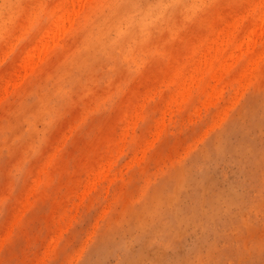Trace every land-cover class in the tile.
Instances as JSON below:
<instances>
[{"label":"rangeland","instance_id":"1","mask_svg":"<svg viewBox=\"0 0 264 264\" xmlns=\"http://www.w3.org/2000/svg\"><path fill=\"white\" fill-rule=\"evenodd\" d=\"M67 1L0 0V264H264V0Z\"/></svg>","mask_w":264,"mask_h":264},{"label":"bare ground","instance_id":"2","mask_svg":"<svg viewBox=\"0 0 264 264\" xmlns=\"http://www.w3.org/2000/svg\"><path fill=\"white\" fill-rule=\"evenodd\" d=\"M65 1H67V0H65ZM70 1L72 2V1H74V0H70ZM70 1H67V2L70 3ZM77 1H80V2H81V0H77ZM77 1L75 0L74 3L72 2V4H75V5L78 4L79 2H77ZM83 1H84V0H83ZM85 1H86V0H85ZM88 1H90V0H88ZM88 1H87V2H88ZM259 1H260V0H259ZM76 2H77V3H76ZM62 3H63V5L65 4L64 2H62ZM72 4H71V5H72ZM68 5H69V4H68ZM75 5H74V6H75ZM80 5H82V6H80ZM80 5H79L80 7L76 5V6H77V11H78V10L80 11V8L83 7L84 3H82V4H80ZM259 5H260V4H259ZM55 6H56V5H55ZM59 6H60V5H59ZM66 6H67V3H66ZM72 6H73V5H72ZM69 7H70V5H69ZM78 7H79V9H78ZM52 8H53V7H52ZM52 8H51V9H52ZM60 8H62L61 10L63 11V9L66 8V7H60ZM70 9H71V7H70L69 9H68V7H67V8H66L67 11L64 9L63 14H65L64 12H67V13H68V12L70 11ZM75 9H76V7H75ZM254 9H255V8H254ZM71 10H72V9H71ZM73 10H74V7H73ZM258 10H259V11H258V13H257V15H256L255 23H254V25H253L252 28L250 27L251 29H248V31H247V32H248V33H247L248 35H246V37L248 36V37L250 38V37H251V33H255V29L258 28V30H259V28H261L260 26H263V24H264V5H260ZM62 11H60V13H61ZM75 11H76V10H75ZM75 11H74V13H75L74 15H76V12H75ZM71 12H72V11H71ZM56 13H57V12H56ZM67 13H66V14H67ZM69 13H70V12H69ZM77 13H78V12H77ZM57 14H58V13H57ZM56 16H57V15L55 14V17H56ZM58 16H59V18H58ZM58 16H57L58 20H57V18H56V21L58 22V24H60L59 22H62L63 20L60 21L59 19H61L62 17H61L59 14H58ZM55 17H54V18H55ZM73 17H74V16H73ZM68 18L70 19V17H68ZM71 18H72V17H71ZM62 19H63V18H62ZM65 19H66V18H65ZM69 19H66V22H67V21H68V22H69V21L71 22V21L73 20V18H72V20H69ZM54 21H55V20H54ZM54 21H53V19H52L51 22H50V24H51L52 22H54ZM56 21H55V22H56ZM64 21H65V20H64ZM64 21H63V22H64ZM57 22H56V23H57ZM63 22H62V23H63ZM72 22H73V21H72ZM56 23H55V24L52 23V24H53V25H56ZM223 23H224V22H223ZM230 23H231V22H230ZM233 23H234V22H233ZM52 24H51V25H52ZM58 24L56 25L57 27H59ZM234 24H235V23H234ZM51 25L48 24V26H51ZM60 25H61V24H60ZM68 25H69V23H68ZM225 25H226V23H225ZM64 26H66V25L64 24ZM218 26H219V25H218ZM51 27H52V26H51ZM61 27H63V24L61 25ZM221 27H223V26L221 25ZM233 27H234V26H233ZM45 28H46L45 30H46L47 32L44 30L43 32L40 33V35H39V38L41 37L40 40H43V38H42V33L45 34V32H46L47 34H45V35H48V34H51V33H53V32L55 31V29H54L53 32H50V33H49V30H48L47 26H46ZM53 28H54V26H53ZM223 28H224V27H223ZM229 28H230V27H229ZM229 28H228V29H229ZM234 28H235V27H234ZM216 29H219V28H216ZM220 29H221V28H220ZM224 29L227 30V25L225 26ZM61 30H62V29H61ZM262 30H263V27H262ZM217 31H218V30H217ZM227 31H228V30H227ZM227 31H225V32H226V35L228 34ZM229 31H231V29H229ZM256 31H257V30H256ZM259 31H260V30H259ZM57 32H58V31H57ZM57 32H54V33H53V34H55L56 36L53 35V34L50 35L51 37L53 36L52 39H51V37L48 35L47 37H50V38L47 39V40H49V41H52V40H53V41H54V40H55V37H56V38L59 37V36H57V34H58ZM62 32H64V31L62 30ZM262 32L264 33V30H263ZM222 33H224V30H223ZM263 33H262V34H263ZM245 34H246V32H245ZM58 35H59V34H58ZM222 35H223V34H222ZM224 35H225V34H224ZM249 35H250V36H249ZM259 35H260V34H259ZM259 35H258V36H259ZM219 36H220V33H219ZM43 37L45 38L46 36H43ZM221 37H222V36H221ZM221 37H220V38H221ZM225 37H226V36H225ZM252 37H253V36H252ZM252 37L250 38L251 40H252ZM255 37H256V36H255ZM39 38L37 37L36 40H39ZM216 38H217V37H216ZM229 38H230V37H229ZM50 39H51V40H50ZM57 39H58V38H57ZM213 39H214V38H213ZM243 39H244V37H243ZM258 39H260V38L258 37ZM40 40H39V44H38V45H37V43H36V45H35V44L32 45V44H33V43H32V44L29 46L30 48L27 47L28 49H30V50L27 49V52H28V51H29V52L27 53V52L25 51V53H24V55H23L24 57L21 56V58L19 59L20 61H21V59L23 60V62L21 61L22 64H23V63H26V64H23V67H21V68H23V70L26 69V68L29 69L30 67L33 66V65H32V62H33V57H32V56H35V55H36V54L34 55V52H36V51L33 50V48H34L35 46H37L38 48H40V47H39L40 45H41V47L44 45V46H46V47H44L45 50L47 49V45H48V43L46 42V40H45L44 42L42 41V43L40 42ZM221 40L224 41V42L226 41V39L223 40V38H222ZM227 40H228V39H227ZM246 40H249V39H246ZM246 40H245V41H246ZM251 40H250V41H251ZM49 41H48V42H49ZM218 41H219V40H216V45L214 46L216 49L214 48V49H215V50H214V49L212 48L214 51L217 50V44L219 45L220 43H223V42H219V43H217ZM245 41H244V42H245ZM252 41H253V40H252ZM252 41H251V42H252ZM33 42H34V41H33ZM211 42H212V41H211ZM239 42H240V41H239ZM239 42H238V45H239ZM244 42H243V43H244ZM246 42H247V45H248V44L251 45V44H250L251 42H250V43H249V41H246ZM40 43H41V44H40ZM45 43H46L47 45H46ZM50 43L52 44L53 42H50ZM54 43H55V42H54ZM214 43H215V41H214ZM214 43H213V44H214ZM255 43H256V39H255V41H254L253 44H255ZM42 44H43V45H42ZM51 44H50V45H51ZM210 44H211V43H210ZM210 44H209V45H210ZM213 44H212V45H213ZM245 44H246V43H245ZM253 44H252V45H253ZM52 45H53V44H52ZM209 45H208V46H209ZM221 45H222V44H221ZM225 45H226V42H225ZM238 45H237V46H238ZM206 46H207V45H206ZM219 46H220V45H219ZM222 47H223V46H222ZM222 47H221V48H222ZM249 47H251V46H249ZM205 48H206V47H205ZM221 48H220V50H221ZM234 48H236V46H235ZM237 48H239V47H237ZM34 49H36V47H35ZM42 49H43V48H42ZM42 49H41V50H42ZM206 49H207V48H206ZM239 49H240V48H239ZM239 49H238V50H239ZM246 49H247V47H246ZM31 50H32V52H33V53L31 52L32 54L30 53ZM38 50H40V49H38ZM38 50H37V51H38ZM41 50H40L39 52H41ZM45 50H43V52H45ZM208 50H209V49H207L206 51H208ZM206 51L204 50L205 53H204V52H203V53L206 54ZM209 51H210V50H209ZM209 51H208V53H207L208 55H209V53H210ZM214 51H213V52H214ZM239 51H240V50H239ZM243 51H244V50H243ZM245 51H246V50H245ZM221 52H222V50H221ZM241 52H242V47H241ZM29 53H30V54H29ZM214 54H216V53L214 52ZM214 54L212 55V57L214 56ZM229 54H230V53H229ZM231 54H233V53L231 52ZM231 54H230L229 57H231ZM240 54H241V53H240ZM38 55H39V53H38ZM40 55H41V54H40ZM42 55H43V54H42ZM42 55H41V56H42ZM210 55H211V54H210ZM234 55H235V54H234ZM203 56H204V55H203ZM218 56H219V54H218ZM239 56H240V55H239ZM36 57H37V56H36ZM42 57H43V56H42ZM232 57H233V56H232ZM232 57H231V58H232ZM202 58H203V57H202ZM206 58H207V57H205V58L202 60V61H204V62H203V65H205V63H206V62H205V61L207 60ZM34 59H35V58H34ZM37 59H38V57H37ZM205 59H206V60H205ZM209 60H211V59L209 58ZM20 61H19V64H20V65H19V68H20V66L22 65ZM30 62H31V63H30ZM29 63H30L32 66H31ZM33 63H35V61H34ZM209 63H210V62H209ZM27 64H29V65H27ZM26 65H27V66H26ZM221 65H223V64H221ZM202 67H204V66H202ZM221 67H222V66H221ZM204 68H205V67H204ZM193 69H194V68H193ZM198 69H199V68H198ZM216 69H217V68H216ZM16 70H17V69H16ZM18 70H20V69H18ZM193 71L195 72V71H196V68H195ZM201 71H202V70H201ZM201 71H200V72H201ZM217 71H220V70L217 69ZM15 72H16V71H15ZM20 72H21V71H20ZM20 72H19V73H20ZM197 72H198V71H197ZM220 72H221V71H220ZM16 73H17V72H16ZM189 73H190V71H189ZM192 76H194V75L192 74ZM192 76H191V74H190V76H189L188 79H189V80L192 79V81H193V79H194V81H195V76H194V78H191ZM187 77H188V76H187ZM197 79H198V78H197ZM194 81H193V83L195 84L197 81H196V82H194ZM182 82H183V81H182ZM182 82H181V83H182ZM190 82H191V81H190ZM190 82H189V83H190ZM183 83L185 84V81H184ZM189 83H188V84H189ZM188 84H187V85H188ZM187 85H186V88L188 87ZM178 86H181V84L178 85ZM189 86H190V85H189ZM195 86H196V84H195ZM182 88L185 90V86H183Z\"/></svg>","mask_w":264,"mask_h":264}]
</instances>
